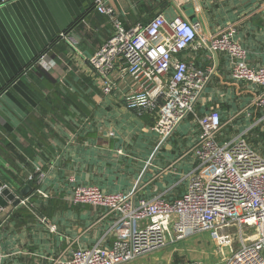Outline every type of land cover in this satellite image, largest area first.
I'll return each instance as SVG.
<instances>
[{
	"label": "crops",
	"instance_id": "1",
	"mask_svg": "<svg viewBox=\"0 0 264 264\" xmlns=\"http://www.w3.org/2000/svg\"><path fill=\"white\" fill-rule=\"evenodd\" d=\"M107 4L127 28L148 23L158 13L167 19L184 15L191 22L194 17L207 38L233 25L248 62L264 65V0ZM111 33L95 0H0V173L4 185L26 200L9 201L0 212V264H51L69 249L111 246L116 215L72 204V188L95 186L132 193L137 200L162 194L172 200L186 191L188 175L198 165L190 152L201 131L198 117L210 110L220 113V142L248 128L249 134L252 120L259 119L253 103L263 87L234 81L232 59L225 53L188 50L178 56L196 68L213 67V73L195 112L163 140L153 129V113L128 109L101 90L89 58ZM45 52L51 65L38 64L44 72L33 73L32 65ZM208 239L206 234L187 240V250L198 260L192 264H225ZM160 259L153 255L126 264H158ZM174 262L186 264V259L176 256Z\"/></svg>",
	"mask_w": 264,
	"mask_h": 264
},
{
	"label": "built area",
	"instance_id": "2",
	"mask_svg": "<svg viewBox=\"0 0 264 264\" xmlns=\"http://www.w3.org/2000/svg\"><path fill=\"white\" fill-rule=\"evenodd\" d=\"M95 6L112 25L110 37L89 58L102 92L128 109L153 113V129L163 140L195 112L213 73V67L196 68L180 53L200 48L212 55L225 53L232 59L234 81L264 88V65L248 62L233 25L207 38L200 35L198 22L158 13L148 23L127 28L107 0H95ZM50 62L45 52L32 67L49 68ZM253 104L264 110V92ZM198 121L201 131L190 149L198 165L181 196L137 200L132 193H109L95 186L72 188V204H89L116 215L115 240L111 246L69 249L53 257L51 264H126L206 234L225 264H264V157L247 140L250 128L220 142L223 123L217 110ZM262 121L264 113L257 120ZM20 202L26 204L21 198Z\"/></svg>",
	"mask_w": 264,
	"mask_h": 264
},
{
	"label": "rangeland",
	"instance_id": "3",
	"mask_svg": "<svg viewBox=\"0 0 264 264\" xmlns=\"http://www.w3.org/2000/svg\"><path fill=\"white\" fill-rule=\"evenodd\" d=\"M252 122H253L252 125L254 127H259L264 123V121L257 122V119L255 120V122L253 119ZM234 132H236V130ZM252 146H253V148H255L254 145H252ZM208 240L211 242V244H213L215 246V244L212 240H210V239H208ZM186 242H188V241L186 240L182 243H178L176 245H172L169 247L162 248L156 252H153V253L146 255V256H143V257L150 258L153 255H155V256L160 255L161 259L158 261V264H175L174 260L176 259V256L185 257L186 264H192L195 261L197 262L198 260L196 259L195 254L189 253V251L187 250L188 245H186L187 244ZM177 264H182V263H177Z\"/></svg>",
	"mask_w": 264,
	"mask_h": 264
},
{
	"label": "trees",
	"instance_id": "4",
	"mask_svg": "<svg viewBox=\"0 0 264 264\" xmlns=\"http://www.w3.org/2000/svg\"><path fill=\"white\" fill-rule=\"evenodd\" d=\"M33 71H34L33 73H35V71H40L42 73L44 72L43 70H41V68L37 66H35ZM46 78L49 79V76L46 75ZM255 110H256V113H255ZM254 113L257 114V116L261 117L264 113V110H262L260 107L255 106ZM221 121H222V118H221ZM262 126L264 127V123L259 127H253L251 132L247 135V140L249 141L250 144L254 145L255 149L258 150L264 156V129H262ZM33 186L37 187L35 183ZM141 199H144V198H141Z\"/></svg>",
	"mask_w": 264,
	"mask_h": 264
},
{
	"label": "water",
	"instance_id": "5",
	"mask_svg": "<svg viewBox=\"0 0 264 264\" xmlns=\"http://www.w3.org/2000/svg\"><path fill=\"white\" fill-rule=\"evenodd\" d=\"M192 22H197L194 17L191 18ZM4 183H7L6 178L3 174L0 173V212L3 208H5L9 201H13V204L17 205L20 203V197L16 196V193L12 191V187H7L4 185ZM8 184V183H7ZM27 188V187H26ZM23 193L26 192L25 189L22 190Z\"/></svg>",
	"mask_w": 264,
	"mask_h": 264
}]
</instances>
